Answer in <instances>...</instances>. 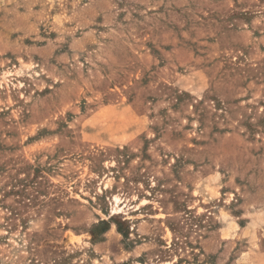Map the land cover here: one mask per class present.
I'll use <instances>...</instances> for the list:
<instances>
[{"label":"rangeland","instance_id":"rangeland-1","mask_svg":"<svg viewBox=\"0 0 264 264\" xmlns=\"http://www.w3.org/2000/svg\"><path fill=\"white\" fill-rule=\"evenodd\" d=\"M0 264H264V0H0Z\"/></svg>","mask_w":264,"mask_h":264},{"label":"trees","instance_id":"trees-1","mask_svg":"<svg viewBox=\"0 0 264 264\" xmlns=\"http://www.w3.org/2000/svg\"><path fill=\"white\" fill-rule=\"evenodd\" d=\"M20 181V183L23 185V189H22V192H24L25 191V188H26V186H27V183L24 181V179L23 180H19ZM23 194V193H22ZM11 211L13 212V211H15V209L13 208V209H11ZM118 228L120 229V231H121V226L118 224Z\"/></svg>","mask_w":264,"mask_h":264}]
</instances>
